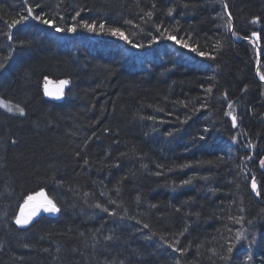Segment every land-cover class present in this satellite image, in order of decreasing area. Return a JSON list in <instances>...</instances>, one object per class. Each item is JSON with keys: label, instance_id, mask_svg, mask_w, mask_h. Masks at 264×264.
<instances>
[{"label": "trees", "instance_id": "obj_1", "mask_svg": "<svg viewBox=\"0 0 264 264\" xmlns=\"http://www.w3.org/2000/svg\"><path fill=\"white\" fill-rule=\"evenodd\" d=\"M27 7L64 31L31 18L8 27ZM260 74L264 0H0V99L25 108H0V264H264V194L251 189L252 177L264 186ZM62 80L61 98L45 94ZM41 192L59 214L16 225ZM238 231L246 239L228 254ZM176 239L183 255L167 247Z\"/></svg>", "mask_w": 264, "mask_h": 264}, {"label": "snow or ice", "instance_id": "obj_2", "mask_svg": "<svg viewBox=\"0 0 264 264\" xmlns=\"http://www.w3.org/2000/svg\"><path fill=\"white\" fill-rule=\"evenodd\" d=\"M24 2H25V4H27V0H24ZM35 7L39 8L40 5L37 4ZM155 7H156V5L153 4V8H155ZM185 7H187V5H185ZM223 8H224V11L227 14V19L225 20L224 26L226 27V29L229 32H232V34L234 36H237V38H240L237 35V33H235L233 31V24H232L233 15L228 10V5L227 4H224L223 5ZM26 12H27V15H22L18 20H13L8 25V27L14 28L17 25L22 24V23H24L25 21H27V20H29L31 18V19H34V20H38L41 23H43L45 25H48L49 27H54L57 32L64 31V29H62L60 27H57L55 25L54 21L49 20V19H44L39 14H35L34 15V9H33V7H27ZM172 12H173V9L169 8L168 9V15H171ZM145 15L149 19H151V17L153 16V13L152 12H146ZM78 16H80V12L79 11L76 12L75 17H73V19H75ZM221 18L223 19V17H221ZM251 22L253 24L259 23L260 22V17H255ZM126 23H129L130 24V23H132V21H126ZM81 27L87 29L89 32L96 31V25L95 24H90L88 22H84L81 25ZM67 30L70 31V32H75L77 30V28H76L75 25H73V26H70ZM99 30L101 32H108L109 34H111L113 36H117V37H119V38L127 41L128 43H131V41L128 40V37L125 35V33L123 31H121L119 28H110V27L109 28H106L105 25L103 23H101L99 25ZM157 31L158 32L160 31V28L159 27H157ZM164 35L166 36V38L168 40L175 41L177 44H180L184 48H188L191 52H194V53H196L197 55H199L201 57L207 56L210 59H215V57L210 56L208 53H206L204 51H199L198 50V47L191 46L183 38L177 39L176 36L172 35L171 33L167 32V31H165ZM251 35H252V37H255L256 38V41H259L260 38H261L260 37V34L257 33V32H255V31H253ZM8 39L11 40L12 39V36L11 35H8ZM243 39H249V37H243ZM134 46H139V45H134ZM219 47H220V45L218 43L217 44V48H219ZM260 80L261 81H264V74H260ZM69 83H70V81H68V80H62V81H60V87L55 92L49 90L48 87H47V84H46L45 85V94L48 95V96H55L56 98H61L63 96V88H64V86L65 85H68ZM206 91L208 93H211L212 92V88L209 87L208 89H206ZM226 95L227 94L225 93V96ZM185 106H187V105H185ZM202 107H206V105H202ZM227 107L229 109H233V104L232 103H229ZM0 108L4 109L8 113H14V114H18L20 116H24L25 115V108L24 107L20 106L19 104H12L11 102L6 101L4 99H0ZM198 110L199 109H194V111H198ZM161 111H162V109H161ZM224 114L226 116H228V117L231 118L232 127H237V116L234 114V109L232 111H227ZM149 118L150 119H155L154 117H149ZM186 122H187V118L184 121H182V123H186ZM205 131H207V129H205ZM168 135H172V133H168ZM200 139H204V137L201 136ZM232 139L235 141L236 140V137H233ZM13 143H15V141H13ZM244 147L254 148L255 145H253V144H251V142H249L247 145H244ZM244 159L245 160H252V156H245ZM84 163L87 164L88 161L85 160ZM186 166L187 165H181V167H186ZM259 166L261 168H264V158H261L259 160ZM157 175H159V173H157ZM190 183H191L190 180L183 181V184H190ZM262 187H264V186L258 185L257 180H256L255 177H252L251 178V189L256 194V196L259 197L262 194H264L261 191V188ZM102 195H103V193H102ZM37 196L38 197H42L43 198V202L42 203H39L37 205L31 206V202L34 199H36V197L29 196L28 199L25 201V204L21 208L20 214L15 219L16 225L21 226V227H25V226L30 225L33 222V219L35 217H37L41 213V211L47 212V213H59L61 211V209L57 206V204L52 199H49L47 196H45V194L43 192L38 193ZM137 199H139V197H137ZM110 203L115 204L116 201L112 200V201H110ZM95 207L98 208V209H101L103 212L108 213L110 216L116 214L114 211L113 212H109V209L107 207H103L99 203H97L95 205ZM152 207H155V205H152ZM25 209H29V210L26 212ZM179 210L180 209H176V211H179ZM229 219L232 220L233 223H235V224H242L244 222V217H242V216H237V217L230 216ZM137 223H140V221H137ZM248 223H251V221H249ZM143 227L144 228H149V225L148 224H144ZM186 231H187V227H185L184 230L181 231V232H179L177 235L183 236ZM228 231H231V229H228ZM153 235H155V233H153ZM106 239H109L110 240V239H112V237L109 236V237H106ZM161 239L163 240L164 237H161ZM243 239H246V236L244 235L243 232H239L238 231L237 234H236V236H235L236 243H233L231 246H229L227 248V253L228 254H232L233 251H234V249L236 248L237 244L240 243V242H242ZM179 244H180L179 239H176L172 243H168L167 244V247L169 249H171L173 252H179V253H181V255H183L187 251V248H185V247H178ZM25 247H28V245H25ZM222 259L225 260V261H228L230 259V255H225V256L222 257ZM245 259L247 261H251L253 259L251 253H249L245 257ZM120 264H123V262L121 261Z\"/></svg>", "mask_w": 264, "mask_h": 264}, {"label": "rangeland", "instance_id": "obj_3", "mask_svg": "<svg viewBox=\"0 0 264 264\" xmlns=\"http://www.w3.org/2000/svg\"><path fill=\"white\" fill-rule=\"evenodd\" d=\"M47 84V87H48V89L49 90H51V91H53V92H55L59 87H60V83H57V82H47L46 83ZM45 84V85H46ZM64 88H65V86H64ZM64 88H63V90H64ZM50 97H55V96H50ZM56 98V97H55ZM32 197H36V199H34L32 202H31V206H34V205H36L37 203H40V202H43V198L42 197H38L37 196V194H35V195H33ZM25 204V202L23 203V205ZM23 205H22V207H23ZM21 207V208H22ZM20 208V209H21ZM29 209H25V211L27 212ZM21 211V210H20ZM42 213H45V212H41L40 214H42ZM19 214H20V212H19ZM18 214V215H19ZM17 215V216H18ZM35 220V218L33 219V221ZM19 227H21V226H19Z\"/></svg>", "mask_w": 264, "mask_h": 264}, {"label": "water", "instance_id": "obj_4", "mask_svg": "<svg viewBox=\"0 0 264 264\" xmlns=\"http://www.w3.org/2000/svg\"><path fill=\"white\" fill-rule=\"evenodd\" d=\"M252 45H254V46L256 47V45L254 44V42H252ZM256 56H258V58L260 59V56H259L258 53H257ZM263 82H264V81H263ZM40 203H42V202H40ZM37 204H39V203H37ZM37 204H36V205H37ZM41 212H43V211H41ZM46 214L55 218L59 213H47V212H46Z\"/></svg>", "mask_w": 264, "mask_h": 264}, {"label": "bare ground", "instance_id": "obj_5", "mask_svg": "<svg viewBox=\"0 0 264 264\" xmlns=\"http://www.w3.org/2000/svg\"><path fill=\"white\" fill-rule=\"evenodd\" d=\"M252 42H254V40H250V43L252 44ZM254 44H255V42H254ZM254 46V45H253ZM255 47V46H254ZM257 48V46L255 47V49ZM257 53H259L258 51L256 52V55H257ZM261 57V56H260Z\"/></svg>", "mask_w": 264, "mask_h": 264}]
</instances>
